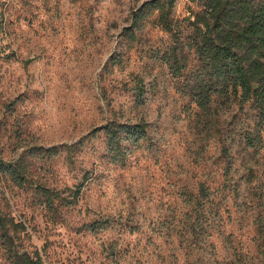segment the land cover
Segmentation results:
<instances>
[{"label": "rangeland", "instance_id": "374dc122", "mask_svg": "<svg viewBox=\"0 0 264 264\" xmlns=\"http://www.w3.org/2000/svg\"><path fill=\"white\" fill-rule=\"evenodd\" d=\"M144 1L0 0V158H18L26 148L18 138L48 147L76 143L112 117L148 122L147 139L129 145L123 162L106 156L102 132L84 138L73 167L64 153L32 161L30 176L64 196L88 178L56 215L39 203L34 182L2 180L0 204L25 225L16 242L34 264H264V148L239 141L253 111L217 98L210 126L156 57L170 35L150 19L134 41L125 35ZM200 8L176 1L183 35ZM201 183L214 202L195 229L183 190ZM101 221L108 225L90 229ZM0 264H12L1 244Z\"/></svg>", "mask_w": 264, "mask_h": 264}, {"label": "trees", "instance_id": "16d2710c", "mask_svg": "<svg viewBox=\"0 0 264 264\" xmlns=\"http://www.w3.org/2000/svg\"><path fill=\"white\" fill-rule=\"evenodd\" d=\"M176 1H144L131 11L125 35L134 41L136 33L149 19L167 32L171 40L163 50L156 51V57L167 65L178 90L189 96L212 127L215 124L212 111L217 98H221L222 103L234 100L241 109L248 105L253 111L252 124L240 128L239 141L245 149L259 151L264 148V0H197L201 8L193 12L186 35L173 17ZM135 92L138 105H142L145 90L141 78L137 79ZM97 132L104 136L109 160L123 162L129 153V145L147 139L148 122L143 118L131 121L112 117L76 143L48 147L28 146L25 138H18L16 147L26 148L15 160L0 158V182L9 179L18 186L34 182L39 203L56 215L61 205L75 202L88 178L84 176L70 190L69 196H64V190L30 176L32 161L36 158L51 160L64 153L67 165L73 167L86 145L84 138L95 136ZM222 145V154L229 157L231 145ZM229 170L228 165L224 174L227 175ZM212 193L204 183L199 185L197 192L183 190L184 201L197 211V219L192 221L195 229L204 217L203 207L214 202ZM106 225L108 222L101 221L97 225L90 223L89 227L94 231ZM24 229V223L0 204V244L12 264L38 262L23 255L16 242Z\"/></svg>", "mask_w": 264, "mask_h": 264}]
</instances>
